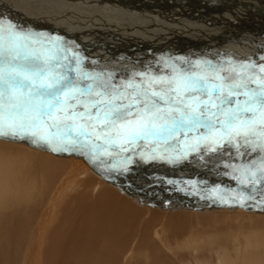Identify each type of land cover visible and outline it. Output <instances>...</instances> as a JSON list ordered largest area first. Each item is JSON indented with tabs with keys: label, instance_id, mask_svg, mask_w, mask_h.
Listing matches in <instances>:
<instances>
[{
	"label": "bare ground",
	"instance_id": "6f19581e",
	"mask_svg": "<svg viewBox=\"0 0 264 264\" xmlns=\"http://www.w3.org/2000/svg\"><path fill=\"white\" fill-rule=\"evenodd\" d=\"M72 1L63 3L59 0H0V18L11 21L18 30L30 33L32 37L52 39L68 45H72L78 35L82 37V41H88V46L96 39L102 41V39L125 38L126 35L123 37L125 32H131L130 35L136 36L144 34L153 36L152 33L141 30V23L139 26L121 27L125 25H121L119 19L127 17L116 9L117 5L112 2L110 4L113 6H110V11L107 12L110 15H104L107 14L105 12L100 16L103 17L99 18L100 20H96L93 14L86 17L74 14L76 11L73 14L63 13L68 3L70 8H72L71 4L86 6V3H79V0ZM214 1L219 2V0ZM229 1L234 6L238 3L237 0ZM261 1V5L264 6V0ZM204 2L203 7L207 11L215 9L214 11L218 13L219 10L233 9L229 4L225 6L221 3L223 5L215 6L212 3L208 4L206 0ZM85 8L84 11L93 10V12H101L103 11L101 8L105 9L95 3H87ZM196 8L199 9L197 6ZM254 9V7L251 9V13L255 16L261 17V14H264V9L261 8L262 11ZM112 11L121 15L112 14ZM36 18L38 19L35 20ZM87 18L91 20L88 21ZM131 22L136 23L134 20ZM82 24L86 25L82 26ZM235 24L243 26L240 22ZM169 27H172L170 22ZM130 35L128 38L131 37ZM92 49L93 53L100 51V49ZM223 65L225 66V63ZM113 81L110 91L95 86L91 88L89 94L87 89H83L74 93L75 100H67L61 108L68 112L81 109L85 111L86 108L97 111L90 106L93 102L113 100L111 95H100L102 93H112L116 90L119 98L115 103L125 104L128 102L125 97H131L134 90L142 91L143 88L149 87V83L142 79L129 78L123 83L115 79ZM191 101L194 99L189 98L187 104L189 105ZM165 107L171 109V106H163ZM103 110L101 103V111ZM101 111L99 115L103 116ZM80 113L87 117H95L94 114H97L94 111ZM64 123L68 121L65 120ZM158 123L159 121L156 122L157 128ZM74 126L76 131L71 134L62 128L61 132L56 134L53 145L60 139L67 142L75 137L79 125ZM194 128L197 127H190L184 134L172 139L173 145L167 152H180L182 149L179 147L182 146L183 141L186 144L191 140H208L209 137H204V133L207 134L206 136H211L220 131L216 129L206 132L205 129H199L195 133L192 131ZM44 129L42 133L47 132V128ZM92 138L96 143L103 145L102 148H106L109 154L118 149L116 146L109 148L104 143V136L98 137L95 131L92 132ZM79 139L81 146L76 147L75 150L54 152L53 145L30 134L23 138L0 137V264H264V211H260L264 210V193L260 194L261 197H257L259 194L250 195L242 202H237L233 201L232 196H228L224 189L216 187L215 192H210L213 188L208 186L209 191L199 195L207 197L204 203H184L176 210L177 206L173 204H171L172 208L169 205L163 207L161 203H156L157 199L152 198L151 194L139 192L133 184V179L129 183V180H125L122 176L99 170L101 161L97 155L100 153L97 152L96 159H93V145H84V136H80ZM130 148L132 149V145ZM138 150L135 146L132 151L134 153L129 152V156L126 157H138L136 156L140 154ZM158 150L165 152V148L161 146ZM216 157L217 155L212 159L219 160ZM231 157L230 159H235L234 154ZM230 159L224 160L230 162ZM218 162L223 163V161ZM243 164L245 168L255 166L253 162ZM207 167L206 170L211 169ZM212 198L216 202H209ZM207 203L206 208L197 207ZM164 208L173 212L165 211ZM234 240H237L234 246L240 244V248L232 245ZM182 251H185L183 256ZM219 256L222 258L218 263Z\"/></svg>",
	"mask_w": 264,
	"mask_h": 264
},
{
	"label": "rangeland",
	"instance_id": "374dc122",
	"mask_svg": "<svg viewBox=\"0 0 264 264\" xmlns=\"http://www.w3.org/2000/svg\"><path fill=\"white\" fill-rule=\"evenodd\" d=\"M59 1H62L63 3L68 2V0ZM204 1L205 0H79V3H86V6L87 3H95L100 4L108 10L101 8V10H103L101 12H93V10L84 11L86 10L85 4L84 6H82L83 4H76L77 6L75 4H71L72 8H70V3H68V5L65 6V11L63 13L73 14L74 11H76L74 14L86 17L93 14L92 16H96L94 17L96 20H100L99 18H103L100 17L102 14L105 12L109 13L110 6H113L110 4L112 2L114 5H117V7H114L120 10L127 17L119 19L121 25H125L121 27L126 28L127 25L139 26L141 23V30L152 33L153 36L145 34V36H136L130 35L131 32H125L123 37L126 35V39H102V41H98V39H96L95 42H90L88 46V41H82L83 39L80 35L77 36L76 41L72 45L63 44L62 42L53 41L52 39V41L41 38L37 40L36 37H32L31 35L32 38L28 41L27 47L22 50L27 52L29 55H33L34 50V54L40 57V63L42 65L46 68H54L56 75L63 74L67 77L76 85V87L72 89L73 93L83 89H88L89 87L94 88L95 86L99 88L102 87V89L107 88L110 91V86H112L114 82L113 79L123 83L124 81H128L129 78H134L137 80L142 79L149 83V80L152 77L171 78L174 74L180 72L185 74L191 73L194 75H200L203 74L202 70H208L213 67L216 69L236 68L239 70L241 65L249 64L250 61V64L255 63L257 66L264 64V59H262V57H264V14H261V17H257L251 13V9L253 7L255 8L254 10L258 11H262L260 10L261 8L264 9V6L261 5L262 1L237 0L238 3L234 6L229 0H219V2L206 0L208 4L212 3L215 6H221L223 4L228 6L229 4V7H233V9L229 11L219 10L218 13L217 11H214L215 9L211 10L210 8L209 9L211 11H207V9L203 7V4L205 3ZM71 2L73 1L71 0ZM196 6L199 9H197ZM112 12V14L115 13L121 15L118 12ZM108 13L104 15H110ZM253 13L258 14L260 12ZM138 18L140 20H138ZM37 19L38 18L35 20ZM87 20L89 21L91 19L87 18ZM131 20H134L136 23L131 22ZM169 22L170 26L173 28L176 26V28L173 29L172 27H169ZM235 22L243 23V26L235 24ZM164 23H166L165 26ZM157 24H159V26ZM85 25L82 24V26ZM66 34H69V32H66ZM139 34L143 33L139 32ZM129 35L131 36L130 38H128ZM72 36L71 38H73ZM89 39L91 40V38ZM33 40L36 42L33 43ZM196 40L198 41L196 42ZM69 47L71 51H69ZM92 48L100 49V51H95V53H93ZM103 49H106V51ZM89 50L92 51V53H86V51ZM220 51H224V54ZM45 58H52V62L50 64H45ZM222 63H225V66ZM255 71L258 73L259 67H257ZM87 74L89 76H87ZM227 74V72L219 73L221 76ZM154 84L155 86H159L158 81H155ZM62 99H64L65 102L63 104H66L67 99L64 97H62ZM127 103L128 102L125 104ZM192 103L194 104L195 100L189 103V111L192 110ZM182 107L181 110H183ZM167 109L171 111V109ZM104 110L101 112H104ZM90 111L97 112L95 110ZM132 111L135 113V108ZM76 112L80 113L85 111L81 109ZM94 115L95 117H87L84 115L83 118H80V116L67 117V124L72 126L71 128L64 130L70 132L71 134L76 131V127L74 125H79L77 128V132H79L81 124H94V127H86L85 131L91 133L95 131L97 133V130L101 127L104 121L103 116L100 115L101 119L96 120L97 114ZM129 119L135 123L139 120V117L133 115ZM163 123H165V121H159L158 128ZM167 123L171 126L172 121L168 120ZM121 127L122 125H117V129H120ZM189 128L190 127L179 129V132L177 130L168 136L165 134L163 137L150 136L147 140H138L136 143L131 144L132 149L130 148L131 145L129 146L122 141L117 142V145H114L118 149H115V151L113 150V153L110 152L109 154L106 148H101L100 152L98 151L97 153H100V155L97 156L101 161L99 170L110 172L113 175L122 176L125 180H129V183L133 179V184L139 189V192L144 191L143 193L145 194H151L152 198L157 199L156 203H161L163 207H168V205L171 206V204L176 205L177 208H175V210L180 208L184 203H204L207 200V197L204 198L199 195L207 193L209 191V187L213 188L210 192H215L216 187L218 189H224L227 191L226 194L230 197L232 196V200L237 202H242L245 198H249L250 195L259 194L257 197H261L262 193H264V180L259 177L264 174L260 171L261 157H264V153L259 151V147L256 148V151H252L251 147H241L238 153L234 146L225 143L222 148L218 147L217 150L213 152L210 150L211 147L209 145L212 143V147L216 146L215 142L219 139L221 134L220 131H218L217 134H211V136H206L207 134L204 133V137H209L208 140H191L189 141L190 143L186 142V144L185 141H183V144L181 143L182 146L179 147V149H182L183 151L167 152L173 145L172 139L178 138L180 135L184 134L185 131H188ZM194 129H198V127ZM43 130L45 131V129ZM197 131H199V129L196 130L195 133H197ZM38 137L39 135H36L37 139ZM121 145L127 150L121 151ZM191 145L194 146L190 147ZM135 146L138 147V153H140L139 155H136L138 156L136 157L138 159L134 156H132L133 158L126 157L129 156V152L134 153L132 151ZM160 146L165 148V152H160V150H158ZM230 154H234L235 159H230ZM215 155H217L216 158L219 160L214 161L212 159ZM119 156H124L126 158H121ZM224 159H230L231 161L229 162ZM241 160H245L244 162L255 161L254 168H245L243 164L244 162ZM218 161H223V163H219ZM207 166L211 169L206 170L208 168ZM228 174L229 176H227ZM253 174H255L256 177L255 181H253ZM224 181L226 182L223 183ZM220 184H222V186ZM192 200H195V202ZM209 202H216V200H213L212 198ZM206 205H208V203L197 207L206 208ZM164 210L170 211L167 210V208H164ZM170 212H173V210ZM228 225L229 223L227 226ZM236 241L237 240H234L232 242L233 246ZM224 245H226V243H224ZM234 247L240 248L241 246L240 244H236ZM184 253L185 251H182L181 255L183 256ZM221 258L222 256L218 257V263Z\"/></svg>",
	"mask_w": 264,
	"mask_h": 264
},
{
	"label": "snow or ice",
	"instance_id": "6c2138e0",
	"mask_svg": "<svg viewBox=\"0 0 264 264\" xmlns=\"http://www.w3.org/2000/svg\"><path fill=\"white\" fill-rule=\"evenodd\" d=\"M31 38L30 33L18 30L11 21L0 18V137L39 135L41 140L53 145L62 128H71L72 125L64 123L67 117L83 118V114L61 108L62 97L76 99L72 92L76 85L63 74L56 75L54 68L42 65L34 50L33 55L22 50ZM51 62L52 58H45V64ZM257 67L258 73L255 71ZM220 72L228 74L221 76ZM202 73L180 72L171 78L152 77L149 87L134 90L131 97H125L127 104L115 103L119 98L116 90L100 94L111 95L113 100L93 102L92 107L97 110L96 120L101 119V103L105 109L104 122L97 130V136H104V143L110 148L117 145V141L131 145L150 136L171 135L184 127H200L220 130L216 146L210 149L213 152L225 143L234 146L238 153L241 147H251L252 151L259 147L264 152V64H243L239 70L213 67L202 70ZM155 81L159 82L158 87ZM87 91L91 94V87ZM189 98L195 100L191 111L187 104ZM163 106H171V111ZM85 111L90 110L86 108ZM133 115L139 117L135 123L129 119ZM160 120L165 123L157 128L156 122ZM168 120L172 121L171 126ZM118 124L122 125L120 129H117ZM86 127H94V124H81L75 137L67 142L58 140L52 151L75 150L81 146L79 137L84 136L83 144L93 145L92 158L96 159L102 145L93 140L92 133L85 131ZM44 128H47L46 133L41 132ZM120 150L127 149L121 145ZM260 171L264 173V157H261ZM259 178L264 180V174ZM255 179L253 174V181Z\"/></svg>",
	"mask_w": 264,
	"mask_h": 264
},
{
	"label": "water",
	"instance_id": "95a60500",
	"mask_svg": "<svg viewBox=\"0 0 264 264\" xmlns=\"http://www.w3.org/2000/svg\"><path fill=\"white\" fill-rule=\"evenodd\" d=\"M198 129H203V128H200V127H199ZM196 130H197V129H193L192 131L195 132ZM208 131H209V130H206V132H208Z\"/></svg>",
	"mask_w": 264,
	"mask_h": 264
}]
</instances>
